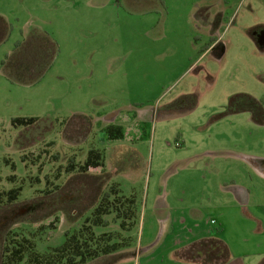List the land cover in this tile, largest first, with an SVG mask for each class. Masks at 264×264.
<instances>
[{
  "label": "rangeland",
  "instance_id": "1",
  "mask_svg": "<svg viewBox=\"0 0 264 264\" xmlns=\"http://www.w3.org/2000/svg\"><path fill=\"white\" fill-rule=\"evenodd\" d=\"M0 15L10 24L0 42V192L21 188L0 205V264L14 233L41 253L63 245L113 188L135 198V221L122 231L107 215L95 231L119 230L132 241L120 251L139 253L159 239L166 201L156 194L203 195L210 165L231 151L264 157V0H0ZM34 28L58 55L39 81L13 82L2 64ZM106 121L125 140L109 138ZM93 149L104 171L81 173ZM125 256L85 264H137Z\"/></svg>",
  "mask_w": 264,
  "mask_h": 264
},
{
  "label": "crops",
  "instance_id": "2",
  "mask_svg": "<svg viewBox=\"0 0 264 264\" xmlns=\"http://www.w3.org/2000/svg\"><path fill=\"white\" fill-rule=\"evenodd\" d=\"M211 39L208 49L218 41L215 34ZM230 154V169L221 157L210 165L203 195L201 189L176 186L156 194L166 206L156 211L161 230L154 246L112 255L127 253L137 264H264V187H257L258 180L264 182V157Z\"/></svg>",
  "mask_w": 264,
  "mask_h": 264
},
{
  "label": "trees",
  "instance_id": "3",
  "mask_svg": "<svg viewBox=\"0 0 264 264\" xmlns=\"http://www.w3.org/2000/svg\"><path fill=\"white\" fill-rule=\"evenodd\" d=\"M10 24L0 15V42L9 34ZM59 52V46L53 36L41 29L34 28L29 35L17 42L13 55L2 64V70L7 78L13 82L32 84L39 81L51 68ZM36 118H17V124H32ZM109 138L123 140L126 135L120 125H108L106 129ZM73 166V165H72ZM104 155L99 149L89 152L84 164L80 165L81 173H102L104 171ZM73 166L71 169H74ZM21 188L0 192V205L17 200ZM119 188L111 192H104L101 201L95 207L93 214L73 233H67L63 245L53 248L48 253H41L36 249L35 242L26 236L6 237L2 256V264H15L27 258L25 264H85L95 259L112 255L131 245V238L123 237L118 231L97 233L95 227L105 225L107 215H114L121 221V230L130 229L136 218V200L133 196L120 194ZM5 199V200H4ZM126 218L125 220H122ZM129 220V221H128ZM52 225V224H51ZM10 235V234H9Z\"/></svg>",
  "mask_w": 264,
  "mask_h": 264
},
{
  "label": "flooded vegetation",
  "instance_id": "4",
  "mask_svg": "<svg viewBox=\"0 0 264 264\" xmlns=\"http://www.w3.org/2000/svg\"><path fill=\"white\" fill-rule=\"evenodd\" d=\"M261 30L258 31V34L260 35L258 37V42H264V26L260 28Z\"/></svg>",
  "mask_w": 264,
  "mask_h": 264
},
{
  "label": "built area",
  "instance_id": "5",
  "mask_svg": "<svg viewBox=\"0 0 264 264\" xmlns=\"http://www.w3.org/2000/svg\"><path fill=\"white\" fill-rule=\"evenodd\" d=\"M177 146H179L180 144L177 142L176 143ZM216 221L215 220H212V223L214 224Z\"/></svg>",
  "mask_w": 264,
  "mask_h": 264
}]
</instances>
